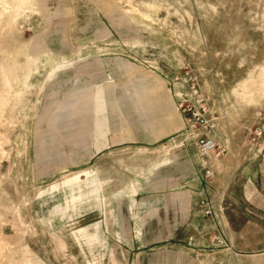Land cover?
<instances>
[{
	"label": "rangeland",
	"instance_id": "374dc122",
	"mask_svg": "<svg viewBox=\"0 0 264 264\" xmlns=\"http://www.w3.org/2000/svg\"><path fill=\"white\" fill-rule=\"evenodd\" d=\"M0 264H264V0H0Z\"/></svg>",
	"mask_w": 264,
	"mask_h": 264
},
{
	"label": "built area",
	"instance_id": "2783aa9c",
	"mask_svg": "<svg viewBox=\"0 0 264 264\" xmlns=\"http://www.w3.org/2000/svg\"><path fill=\"white\" fill-rule=\"evenodd\" d=\"M181 79H173L174 85L178 87L176 97L187 126L196 132L195 149L200 156H205L215 149V141L210 135L215 123L208 118L207 102L197 85L191 81L186 89H183L180 85Z\"/></svg>",
	"mask_w": 264,
	"mask_h": 264
}]
</instances>
